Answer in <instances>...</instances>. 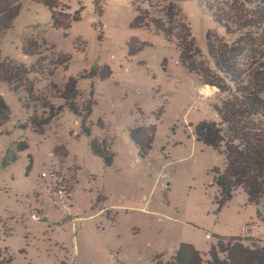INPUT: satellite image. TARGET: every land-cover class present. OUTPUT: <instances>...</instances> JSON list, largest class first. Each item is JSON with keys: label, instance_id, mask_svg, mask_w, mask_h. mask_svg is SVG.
I'll use <instances>...</instances> for the list:
<instances>
[{"label": "rangeland", "instance_id": "1", "mask_svg": "<svg viewBox=\"0 0 264 264\" xmlns=\"http://www.w3.org/2000/svg\"><path fill=\"white\" fill-rule=\"evenodd\" d=\"M67 5L73 15L80 11L81 20L55 29L42 2L25 0L0 38L2 57L34 70L41 96L61 104L52 84L62 88L74 77L80 92L93 91L96 101L84 125L65 110L38 133L28 123L38 105L0 83L11 112L0 130V264H166L182 243L206 255L217 237L264 245V200L250 203L238 189L219 202L215 177L225 167L226 139L213 145L195 135L200 122L231 117L233 86L221 94L213 78L203 85L179 63L172 35L131 28L130 0ZM173 10L171 34L179 14L205 56L210 35L228 47L250 43L264 59V29L227 35L197 0H175ZM77 40L86 42L84 51ZM132 40L142 47L135 53ZM35 42L42 48L35 49ZM26 47L35 54L25 55ZM59 53L71 56L67 67L52 65ZM96 67L102 73L109 68L111 76L82 78ZM148 125L156 126L155 140L141 158L130 129ZM95 138L113 142L112 167L92 153ZM51 172L62 182L42 177Z\"/></svg>", "mask_w": 264, "mask_h": 264}, {"label": "trees", "instance_id": "2", "mask_svg": "<svg viewBox=\"0 0 264 264\" xmlns=\"http://www.w3.org/2000/svg\"><path fill=\"white\" fill-rule=\"evenodd\" d=\"M24 1L0 0V38L12 28ZM32 1L42 2L51 11L55 29L67 30L73 23L81 20L80 11L74 15L69 12L67 0ZM174 1L130 0L135 11L131 28L172 35L171 41L178 51L179 63L190 74L199 76L203 85H207L213 78L212 82L220 89L221 94L229 92L230 86H233L236 95L231 117L220 116V122H200L196 126L195 135L198 141L213 145L226 139L225 167L222 172L216 170L215 177L221 196L220 204L230 200L236 190L242 189L250 203L260 205L264 200V59L257 57L250 43H246L244 47H228L226 43L214 41L210 35H207L205 56L198 48L189 25L179 14L171 34ZM197 1L213 15L214 21L224 28L227 35L248 29H264V0ZM137 5H144L146 9L139 12ZM76 44L80 46V51L85 50L86 42L77 40ZM137 44L136 40L130 42L131 53L142 48H137ZM34 47L42 48L36 42ZM250 48L252 50L244 59H237ZM24 53L28 56L35 54L29 47L25 48ZM55 56L57 60L52 62L54 68L67 67L70 64L69 54L59 53ZM33 73L34 70L25 64L3 58L0 51V83L8 84L15 93L24 92L28 101L38 105L39 111L35 110L28 121L34 131L44 132L65 110L81 118L83 125L87 122L96 105L93 91L90 94L80 92L78 79L70 77L62 88L52 84L53 93L62 102L55 105L51 99L41 96L36 90V81L31 78ZM88 75L82 78H106L111 76V72L106 68L102 73L100 67H96ZM10 119V108L0 96V130ZM101 125L105 127L103 123ZM224 126H228L227 132ZM84 132L91 135L88 129ZM155 134V125L135 126L130 129L131 140L139 150L141 158H145L152 149ZM90 146L92 153L103 160L105 167H112L115 158L112 141L95 138ZM216 239L217 243L211 246L208 255L201 253L190 243H182L179 251L166 264H264V245L260 242L252 238L238 237ZM157 264L162 262L158 261Z\"/></svg>", "mask_w": 264, "mask_h": 264}, {"label": "built area", "instance_id": "3", "mask_svg": "<svg viewBox=\"0 0 264 264\" xmlns=\"http://www.w3.org/2000/svg\"><path fill=\"white\" fill-rule=\"evenodd\" d=\"M42 177H43V178H51V179L55 178L56 181H60V182H62V180L59 179V177L56 175V173H53V172H51L49 175H48L47 173H43V174H42ZM64 193H65V191H63V190H59V191H58L59 196H60V197H63V198H64V196H65ZM62 200L64 201V199H62ZM62 200H61V201H62Z\"/></svg>", "mask_w": 264, "mask_h": 264}, {"label": "crops", "instance_id": "4", "mask_svg": "<svg viewBox=\"0 0 264 264\" xmlns=\"http://www.w3.org/2000/svg\"><path fill=\"white\" fill-rule=\"evenodd\" d=\"M199 92H201V89L199 90Z\"/></svg>", "mask_w": 264, "mask_h": 264}]
</instances>
